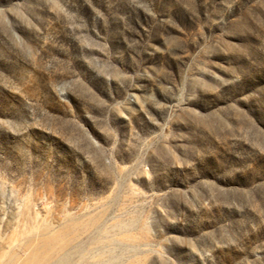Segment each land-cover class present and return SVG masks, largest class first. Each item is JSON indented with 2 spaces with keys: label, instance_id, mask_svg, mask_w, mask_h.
Returning a JSON list of instances; mask_svg holds the SVG:
<instances>
[{
  "label": "rangeland",
  "instance_id": "rangeland-1",
  "mask_svg": "<svg viewBox=\"0 0 264 264\" xmlns=\"http://www.w3.org/2000/svg\"><path fill=\"white\" fill-rule=\"evenodd\" d=\"M65 218L74 264H264V0H0V258Z\"/></svg>",
  "mask_w": 264,
  "mask_h": 264
},
{
  "label": "bare ground",
  "instance_id": "bare-ground-1",
  "mask_svg": "<svg viewBox=\"0 0 264 264\" xmlns=\"http://www.w3.org/2000/svg\"><path fill=\"white\" fill-rule=\"evenodd\" d=\"M93 223V221H91ZM81 226L84 222L81 221ZM78 224L72 218L61 219L59 226L47 225L43 231L32 237L23 235L24 254L22 260L12 259L14 256L5 252L1 255L0 264H74L75 255H85L84 247L79 245ZM81 236V235H80ZM107 238V237H105ZM25 241V243H24ZM9 256V257H7ZM75 264H86L78 261Z\"/></svg>",
  "mask_w": 264,
  "mask_h": 264
}]
</instances>
